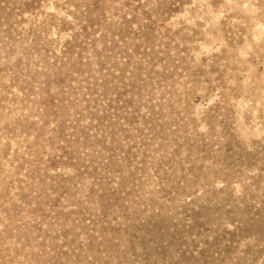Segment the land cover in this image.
<instances>
[{"label": "rangeland", "instance_id": "obj_1", "mask_svg": "<svg viewBox=\"0 0 264 264\" xmlns=\"http://www.w3.org/2000/svg\"><path fill=\"white\" fill-rule=\"evenodd\" d=\"M0 264H264V0H0Z\"/></svg>", "mask_w": 264, "mask_h": 264}]
</instances>
